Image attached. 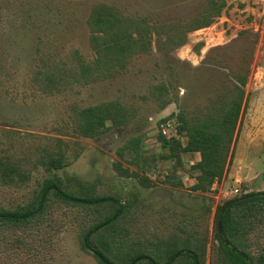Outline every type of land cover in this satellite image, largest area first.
Instances as JSON below:
<instances>
[{
  "label": "rangeland",
  "instance_id": "374dc122",
  "mask_svg": "<svg viewBox=\"0 0 264 264\" xmlns=\"http://www.w3.org/2000/svg\"><path fill=\"white\" fill-rule=\"evenodd\" d=\"M208 1L0 0V158L28 177L0 180V210L26 207L48 181L60 180L71 194L92 189L124 206L122 217L92 239L117 264L138 254L164 262L174 248L196 252L201 264H230L219 253L217 210L264 192V0H223L222 15L188 33L185 45L161 52L154 35L149 53L109 78L96 69L88 26L98 4L163 25L191 20ZM82 66L88 67L84 77ZM233 70L248 73L233 157L222 181L195 192L200 154L167 158L172 154L160 138L186 146L180 112L205 110ZM111 102L126 109L127 123L93 138L80 135V111ZM53 157L62 159V168L51 166ZM114 214V207L75 206L51 196L40 221L0 233V264H99L82 237ZM245 244L254 259L264 256V221Z\"/></svg>",
  "mask_w": 264,
  "mask_h": 264
},
{
  "label": "trees",
  "instance_id": "16d2710c",
  "mask_svg": "<svg viewBox=\"0 0 264 264\" xmlns=\"http://www.w3.org/2000/svg\"><path fill=\"white\" fill-rule=\"evenodd\" d=\"M227 4L223 0H209L201 12L191 20H178L168 24H155L147 19L125 16L116 7L107 4L96 5L88 19L91 30V46L97 58L95 66L101 76L109 78L118 71L127 70L132 59L139 54L150 52L152 38L161 52L173 51L187 43L188 33L210 27L222 15ZM84 77L88 67L82 66ZM228 82L217 87L216 97L205 110L196 113L180 112V132L188 143L183 146L178 139H168L161 135L163 149L169 150L171 159H180V153H199L200 161L194 166L200 175L192 187L195 192H208L215 183L226 175L229 159L233 157L231 147L240 133V121L245 112L248 73L229 71ZM49 77V81H53ZM128 112L117 102L105 103L81 110L78 132L84 137H96L107 132L110 127H121L127 123ZM138 146V143L136 147ZM231 157V158H230ZM51 166L63 167L62 159L53 157ZM28 177L21 173L8 159L0 158V180L9 184L25 181ZM88 195L78 196L66 191L60 180L48 181L36 201L14 211L0 210V233L7 230H23L45 213L51 196L58 200L83 207L109 206L115 214L107 221L96 224L82 237V247L92 254L99 264H117L93 243V237L107 226L113 224L124 214V206L116 199L97 197L92 189ZM217 219L222 223L218 229L220 255L230 264H264V256L254 259L245 244L247 233L264 221V192H250L227 201L217 210ZM186 258L189 264H201L200 256L187 248H174L168 252L164 262L156 258L138 254L126 264H179Z\"/></svg>",
  "mask_w": 264,
  "mask_h": 264
},
{
  "label": "water",
  "instance_id": "95a60500",
  "mask_svg": "<svg viewBox=\"0 0 264 264\" xmlns=\"http://www.w3.org/2000/svg\"><path fill=\"white\" fill-rule=\"evenodd\" d=\"M219 228H220V230H222V223L221 222L219 223Z\"/></svg>",
  "mask_w": 264,
  "mask_h": 264
},
{
  "label": "crops",
  "instance_id": "0c3cea01",
  "mask_svg": "<svg viewBox=\"0 0 264 264\" xmlns=\"http://www.w3.org/2000/svg\"><path fill=\"white\" fill-rule=\"evenodd\" d=\"M199 154V153H198Z\"/></svg>",
  "mask_w": 264,
  "mask_h": 264
}]
</instances>
